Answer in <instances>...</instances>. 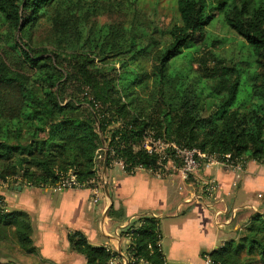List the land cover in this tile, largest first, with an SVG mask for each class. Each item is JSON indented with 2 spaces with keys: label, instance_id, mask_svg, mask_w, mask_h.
I'll return each mask as SVG.
<instances>
[{
  "label": "trees",
  "instance_id": "16d2710c",
  "mask_svg": "<svg viewBox=\"0 0 264 264\" xmlns=\"http://www.w3.org/2000/svg\"><path fill=\"white\" fill-rule=\"evenodd\" d=\"M173 3L176 19L162 27L140 17L135 0H0V182L52 186L70 172L86 184L100 179L105 153L106 168L119 160L128 172L156 169V156L141 148L149 131L219 160L264 162V1ZM107 12L116 19L99 23ZM218 13L247 59L212 48L218 39L206 30ZM41 28L44 37H34ZM26 227L15 235L30 248ZM157 227L151 215L135 217L125 229L128 254L170 264ZM235 232L209 252L212 264H264V210ZM68 241L87 264L117 256L79 231Z\"/></svg>",
  "mask_w": 264,
  "mask_h": 264
},
{
  "label": "crops",
  "instance_id": "0c3cea01",
  "mask_svg": "<svg viewBox=\"0 0 264 264\" xmlns=\"http://www.w3.org/2000/svg\"><path fill=\"white\" fill-rule=\"evenodd\" d=\"M262 163L247 159L238 170L218 162L183 178L178 161H169L161 176L146 168L128 172L114 162L109 167L118 165L121 172L109 167L101 171L99 176L105 177L109 196L102 185L97 201H93L90 187L53 190L12 181L2 190L6 215L0 217V264H87L84 255L70 246L68 235L73 231L81 232L92 246L114 251L118 261L123 260L130 239L125 229L143 214L158 220L156 245L166 262L203 264L204 253L233 238L236 227L252 211L264 210ZM206 176L217 182L223 201L202 198L198 180ZM178 177L180 199L175 200L173 186ZM99 201L100 205L91 209L88 202ZM173 203V215L167 217L177 218L182 213L181 218L163 224L160 216ZM110 208L121 210L120 215H110ZM232 208L236 213L231 219ZM216 209L223 213L215 216ZM20 225L27 226L30 248L15 235Z\"/></svg>",
  "mask_w": 264,
  "mask_h": 264
},
{
  "label": "built area",
  "instance_id": "2783aa9c",
  "mask_svg": "<svg viewBox=\"0 0 264 264\" xmlns=\"http://www.w3.org/2000/svg\"><path fill=\"white\" fill-rule=\"evenodd\" d=\"M141 148L144 149L148 154L156 156L157 168L152 169L156 176H161L165 170V167L169 161H178L179 162V172L183 178H187L189 175L199 173L201 168H210L212 165L218 162L224 163L226 166L231 169H242V161L240 158L232 157L230 154H225L222 160H219L214 154L201 152L197 148H185L179 147L174 142L165 140L160 137H155L152 131L147 132L141 141ZM119 163L123 167V163L119 160L113 161V163ZM136 168H143L138 166ZM10 179L7 178L5 181L0 182V211L4 213L6 211L5 200L2 195V190L9 185ZM27 186H30L28 182H25ZM99 180L91 179L86 184H82L77 181L73 173H67L61 175L59 180L55 182L50 187L53 190H64L73 187H90L92 190L93 201H97L100 193ZM87 185V186H86ZM198 186L200 187L202 198L206 197L210 200H220L223 201L221 197L218 196V184L217 182L210 177H202L198 180ZM258 196L261 197L262 193H258ZM228 212V210L226 211ZM231 219L235 216L236 209L230 210ZM223 211L221 209H216L214 215L219 216ZM158 245V242H156ZM137 258L130 254L127 255L123 260L117 258H111L107 264H134V261ZM139 264H147L143 259H137ZM203 264H212L211 257L209 253L203 254Z\"/></svg>",
  "mask_w": 264,
  "mask_h": 264
},
{
  "label": "rangeland",
  "instance_id": "374dc122",
  "mask_svg": "<svg viewBox=\"0 0 264 264\" xmlns=\"http://www.w3.org/2000/svg\"><path fill=\"white\" fill-rule=\"evenodd\" d=\"M264 0H250L251 6L254 4H257L258 2H261ZM135 4L137 9H141L139 12L140 17H143L146 21H152L157 26H166L169 25L173 20L176 19V12L174 9V3L173 0H135ZM136 9V10H137ZM131 14V11L129 12ZM221 13H218V16L215 18V22L207 27V34L215 35V37L218 39V41L215 42L214 46L212 47L214 50L221 52L223 55H225L227 58L235 59V58H241V59H247L248 56L245 53V48L239 47V43L241 41V38L233 31L228 29L227 27L223 26L218 20V18H221ZM123 17V16H122ZM125 17V16H124ZM116 19V17H113L110 12L103 13L97 17V21L99 23L111 21ZM47 27L46 25H42L41 27ZM1 31V29H0ZM44 28H41L39 30L34 31V37H44ZM212 36V35H211ZM244 49V50H243ZM246 72L242 74L239 89L237 93L236 102L242 103L246 101V93L250 86V72L253 70L254 66H246L244 67ZM261 168L264 171V163L261 164ZM110 171L113 170V172H121L120 167L114 166V168H110ZM112 169V170H111ZM102 168L99 171V175H101ZM105 175V173H104ZM103 178L99 179L100 188L105 183V177L102 175ZM179 184V177L175 178L174 182V194L173 198L175 200L180 199V189H178ZM24 185H26L24 183ZM27 186V185H26ZM3 195V194H2ZM91 206V209L94 207H98L100 205V201L97 203L88 202ZM175 205L170 204L166 207V209L163 211V214L160 216V219H163V224L169 223L170 221L179 220L181 218L182 213H179L177 218H169L167 216H172L174 212ZM121 210L112 208L110 210V215H120ZM209 215L212 216V209L208 210ZM244 222V221H243ZM242 222V223H243ZM215 225V224H213ZM165 227V225H164ZM234 233V232H232ZM236 236V235H235ZM234 236V237H235Z\"/></svg>",
  "mask_w": 264,
  "mask_h": 264
},
{
  "label": "water",
  "instance_id": "95a60500",
  "mask_svg": "<svg viewBox=\"0 0 264 264\" xmlns=\"http://www.w3.org/2000/svg\"><path fill=\"white\" fill-rule=\"evenodd\" d=\"M106 161H107V155L105 153L104 154V157H103V164H102V171L103 172L106 169ZM103 188H104V191H105L106 195L109 196L108 189H107V184L106 183L103 184Z\"/></svg>",
  "mask_w": 264,
  "mask_h": 264
}]
</instances>
